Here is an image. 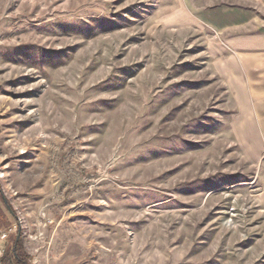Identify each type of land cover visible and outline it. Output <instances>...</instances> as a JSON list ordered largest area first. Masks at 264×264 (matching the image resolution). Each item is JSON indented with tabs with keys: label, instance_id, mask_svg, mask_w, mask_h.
Instances as JSON below:
<instances>
[{
	"label": "rangeland",
	"instance_id": "374dc122",
	"mask_svg": "<svg viewBox=\"0 0 264 264\" xmlns=\"http://www.w3.org/2000/svg\"><path fill=\"white\" fill-rule=\"evenodd\" d=\"M177 3L0 0L4 250L20 230L30 264H264V145L239 128L264 0L170 23Z\"/></svg>",
	"mask_w": 264,
	"mask_h": 264
},
{
	"label": "crops",
	"instance_id": "0c3cea01",
	"mask_svg": "<svg viewBox=\"0 0 264 264\" xmlns=\"http://www.w3.org/2000/svg\"><path fill=\"white\" fill-rule=\"evenodd\" d=\"M187 1L189 0H183L182 4L177 3L176 7L179 13L176 14L177 16L175 15L176 19H174L175 16L169 18L170 23L171 21H175L176 24H181L184 21L192 22V17L195 16V6L189 4L190 2L187 3ZM249 59H255L257 66L264 72V57L261 55H256L254 58L243 57L241 61L246 65ZM239 101L241 103L239 128L243 134L247 130V136L251 135L253 139L256 138L252 144L264 145V90L253 87L248 91L241 90Z\"/></svg>",
	"mask_w": 264,
	"mask_h": 264
},
{
	"label": "trees",
	"instance_id": "16d2710c",
	"mask_svg": "<svg viewBox=\"0 0 264 264\" xmlns=\"http://www.w3.org/2000/svg\"><path fill=\"white\" fill-rule=\"evenodd\" d=\"M4 216V218L0 216V221L2 223H8L9 219L14 216V211H8ZM15 238L16 235L14 234L12 243L5 247L3 256L0 259V264H30L32 257L24 250L21 238L17 241Z\"/></svg>",
	"mask_w": 264,
	"mask_h": 264
},
{
	"label": "built area",
	"instance_id": "2783aa9c",
	"mask_svg": "<svg viewBox=\"0 0 264 264\" xmlns=\"http://www.w3.org/2000/svg\"><path fill=\"white\" fill-rule=\"evenodd\" d=\"M8 232L7 231H2L0 230V257L2 256V254L4 253V248L1 244V242L7 238Z\"/></svg>",
	"mask_w": 264,
	"mask_h": 264
},
{
	"label": "water",
	"instance_id": "95a60500",
	"mask_svg": "<svg viewBox=\"0 0 264 264\" xmlns=\"http://www.w3.org/2000/svg\"><path fill=\"white\" fill-rule=\"evenodd\" d=\"M2 198H3V197H2ZM3 202L6 204L8 210L11 211V208H10V206L8 205L7 200H6L5 198H3ZM19 231H20V230H19ZM19 231H18V234H17V236H16V241L19 239V235H20V232H19Z\"/></svg>",
	"mask_w": 264,
	"mask_h": 264
}]
</instances>
